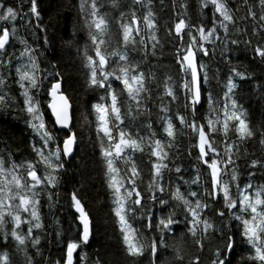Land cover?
<instances>
[{
    "label": "trees",
    "instance_id": "trees-1",
    "mask_svg": "<svg viewBox=\"0 0 264 264\" xmlns=\"http://www.w3.org/2000/svg\"><path fill=\"white\" fill-rule=\"evenodd\" d=\"M82 2L83 0H37L40 19H36L29 11L30 0H0V3H3L5 7L11 6L20 13L15 21L17 33L15 37H10V43L6 47L7 51L2 55L0 54V58L3 60V64L0 65V75L6 81V84L0 87V95L6 94V106H0V157L5 160L6 167L9 166V158L17 164H24L28 161L35 162L38 157L33 150V145L37 148L42 146L40 137L29 126L30 117L25 111L24 96L21 93L23 90L19 86L16 69L27 64L28 58L21 56L25 44L15 42L17 36L20 41L24 39L27 42L30 50L35 49L32 55L37 58V63L41 69L38 75L43 78V87L38 94L35 93V90L32 94L42 106L48 127H53L54 120L47 109L49 102L47 89L51 83L55 82L51 74L58 71L62 78L63 92L72 104L73 123L71 132L76 134L77 139L73 155L70 157L62 156L64 167L59 172L60 179L57 187L37 189L41 193L38 197L40 201L38 211L43 228L34 229L33 237H39L40 244L33 247L29 240L26 247L18 248L11 238L7 244L0 240V254L7 252L10 264H29V257L32 258L33 264H56L57 260L63 262L66 256L67 242L78 241L81 235L78 229H82L78 220L79 214L72 206L71 195L73 192L81 199L92 222V236L89 243L82 245L74 254L76 264H96L97 261L100 264H150V248L146 247L144 255L141 257L134 258L127 253L118 218L114 213V195L108 185L106 161L102 152V147L106 145L107 138L98 131L99 120L95 110V105L110 103V100L105 98L107 97L105 89L90 86V74L89 69L85 66L84 51L87 48L89 55L95 56V54L94 46L91 45L88 30L84 24V12L80 8ZM145 2L147 3L148 0ZM150 3L157 24L156 34L160 41L156 47V54L152 55V42L147 40V50L139 44L135 49L131 46L124 49L122 44L119 46L122 51L128 52L131 61L139 64L138 70L145 73L146 86L151 91V99L146 101L147 108L150 109V116L138 115L136 119L127 117L121 127L127 128L134 135L139 132L140 136L144 137H150L151 132H155V139L167 142L169 138L164 132L166 124L161 117L167 115L176 126L174 147L167 149L169 160L165 161L168 163V167L170 166L171 171L166 170L163 173V183L166 187L162 198L169 201L163 208L159 205L158 200L153 204L148 199L149 193L146 191L152 176L151 164L155 162V157L149 155L147 147L143 152L133 153V159L141 172V179L137 180V185L144 197L142 200L144 214L152 216V222L155 226L159 218L166 216L173 207L176 210V219L184 221L183 206L171 198V194L177 186L185 195L189 191H195L201 196H203L205 189L210 188L209 170L198 159V148L194 147L197 143V136L190 128L180 125L177 119L178 115H183L186 120L191 121L193 116L191 110L184 106L185 94L182 88L184 73L180 71L176 56V52L181 48V41L175 34V24L180 19H184L192 26L204 24L207 31L212 26L213 8L209 5L207 8L201 9V0H150ZM227 3L235 19V24L229 25L227 38L224 37L223 29L217 27L221 39L213 44L205 45L209 49L207 56L202 53L197 54L198 63L207 66L210 76L208 83L203 85L202 91L206 94L207 91L211 90L216 99L222 101L223 95L227 91L225 84L232 75L231 68L235 67L248 75L249 78L245 80L236 78L238 87L234 89L231 95L247 113L250 126L256 130L257 136L242 144L239 157L234 156L233 158L239 165L237 171L241 187L249 181L254 186L264 185V164L256 168L249 167L250 162L254 159L264 161V146L258 142L260 131H264V60L257 57L254 51L256 46L264 47V31L260 30L261 24L264 22L257 23L248 17V6L244 4V0H227ZM100 4L103 5L101 13H108L110 27L113 33H116L114 40L122 38L119 30L121 15L124 16L123 22L129 23L132 11H135L137 17L140 18L141 35H146L142 19L147 12L146 7L134 4L133 0H119L118 8L111 6L112 0H98V6ZM182 4H186L187 9L183 8ZM248 5L257 13L258 20L261 12L258 0H248ZM220 19L217 13V25ZM29 20L31 23H28ZM3 27L11 29L13 24L0 21V29ZM256 31H259V35L254 34ZM192 34L198 36L194 30ZM182 35L184 37L183 44L187 46L189 41L188 29H185ZM139 38L137 37V39ZM232 40H237L239 43L232 44ZM248 40H251V45L245 43ZM112 46L117 45L113 43ZM9 58L11 59L10 64ZM113 63L114 60L110 61L109 66L111 67ZM169 76L172 79L168 83L174 86L176 100L164 95L165 81L168 80ZM114 87L117 88V91H121L123 86L119 82H114ZM126 96V92L123 93L120 96V101L123 102ZM161 97H163L162 100ZM162 104L167 106V113L160 111ZM218 107H222V103ZM124 112L125 109L122 107V114ZM207 114L208 107L205 100L197 106L196 122L198 124L206 123ZM133 115L136 114L133 113ZM147 123H151V129L146 127ZM54 134L58 140H62L66 138L69 131L59 130L55 126ZM113 134L116 135L115 131ZM214 135V147L223 153L224 144L222 142L224 137L219 133ZM229 137L235 139V135L231 131ZM102 139H105V145H102ZM118 166L121 169L125 167L119 163ZM176 167L181 169L179 173L175 172ZM36 168L38 175L43 177L44 167L37 164ZM251 173L255 174L251 175ZM123 174L122 171L121 175ZM197 174H199L200 183H191ZM20 175L26 176L25 168L20 169ZM224 178L230 179V173ZM49 194L52 195L51 201L48 199ZM232 194L234 197L236 196L235 188H233ZM157 196L161 197V194L157 192ZM191 199L194 200L195 198ZM209 204L210 207L205 215L213 219L217 227H222V222H228L227 210L225 209L226 217L220 218L215 215L218 203L209 200ZM22 216H27V214H22ZM6 219L10 220V218ZM129 219L138 233L142 234V238H155L159 242V231L155 227L152 230L145 227L147 220L140 218L139 209ZM231 223L234 227L236 222L232 221ZM7 227L11 230L12 223L9 222ZM176 227L174 226V229ZM27 228V224H22L21 229L17 231L26 234ZM178 228L180 231L174 230L164 234V244L167 247H159L157 252L158 264H165L166 260H172L173 264H192L197 257L199 264H212L213 251L221 244L220 240L210 233L209 239L204 241V248L201 251L194 244L191 236L185 234L187 231L185 224L181 223ZM224 231L225 234L228 233L226 227ZM57 232H61L62 235L58 237ZM181 237H183V241H181ZM181 243L183 244L182 255L184 260L176 261L172 248ZM248 251L246 245L237 246L234 250L235 254L231 257L233 264H250L247 259H244ZM85 256V259H80Z\"/></svg>",
    "mask_w": 264,
    "mask_h": 264
},
{
    "label": "snow or ice",
    "instance_id": "snow-or-ice-1",
    "mask_svg": "<svg viewBox=\"0 0 264 264\" xmlns=\"http://www.w3.org/2000/svg\"><path fill=\"white\" fill-rule=\"evenodd\" d=\"M134 4L147 8L146 14L142 17L145 26L146 35H141L139 27L140 18L136 12L130 13V22L124 23V16L121 15L119 22V30L122 34L120 40H114L116 33H113L110 27L108 13H101L98 0H83L80 5L84 12V24L88 30V36L95 56L89 55L88 49L84 51L86 67L89 69L90 86L105 89L107 99L110 103L97 104L95 110L98 114L99 128L98 131L103 133V137L107 138L105 145L102 139L103 156L106 161V175L108 185L114 195V213L118 218L120 231L123 234V242L126 245V251L131 257H141L144 255L145 248H150V264H158L157 252L159 247H167L164 244V234L171 233L174 230L180 231L178 226L185 224L187 229L186 235H190L194 244L202 251L204 241L209 239V234L216 236L221 244L213 251L212 264H233L231 257L235 254L234 250L237 246L243 244L248 248V254L244 257L250 264H264V185L254 186L251 181L247 182L243 187L239 183V173L237 171L239 165L233 157H239L240 146L248 140L257 136L256 130L250 126L247 119V113L240 107L237 100L231 95L238 87L236 78L239 80L248 79L245 72L232 68V75L228 78L225 87L227 91L224 93L222 101H218L209 90L205 94L202 89L207 84L210 76L207 66L198 63L197 54L202 53L204 56L209 54V49L205 47L207 44H213L219 41L221 36L217 32V27L223 29L224 37L229 34V25L235 24V19L230 10L227 0H201V9L207 8L209 5L213 8L212 26L206 31V26L200 24L198 26L189 25L184 19H180L175 24V34L180 38L181 48L176 52L177 63L180 65V71L184 73L182 80V88L185 94V108L191 110L193 119L188 121L183 115H178L180 125L190 128L197 136V143L194 147L198 148V159L207 166L210 177V188L205 189L203 196L195 191H189L187 195L180 191L179 186L172 192V200L178 202L184 208V221L176 219L175 207L169 211L166 216L159 218L158 223L153 225L152 216L144 214V199L141 191L138 189L137 180L141 179V172L133 159V153L143 152L147 147L149 155L155 157V162L151 164L152 176L147 184L146 191L149 193L148 199L155 204L157 200L163 208L169 201L162 198L165 191L163 183L164 171H171L168 167L169 152L167 149L174 147L176 138V126L173 120L167 115L161 117L165 121L166 126L164 132L169 138L167 142L155 139V132H151L150 137L140 136L139 132L135 135L127 128H122L125 118L131 117L136 119L138 115L150 116V109L147 108L146 101L151 99L150 90L146 86V77L143 71H139V64L131 61L127 51H122L120 44L124 49L131 46L133 49L139 44L145 50L148 48L147 41L152 42V55L156 54V47L160 44L157 36V24L154 19V12L151 8L150 0H133ZM244 4L248 6V17L257 23L264 22V0H258L261 9L257 20V13L248 5V0H244ZM113 8L119 7V0H112ZM182 7L187 9L186 4ZM30 13L40 19V13L37 8V0H30ZM219 14L220 22L216 23V14ZM20 13L13 7H5L0 3V21H7L13 24V27H3L0 29V54L7 51L6 46L10 43V37H15L17 28L15 21ZM27 15V13H25ZM247 18V17H245ZM31 23V20L28 21ZM39 27V25H37ZM185 29H188L189 41L187 46L183 44V35ZM193 30L198 36L193 35ZM261 31H264V23L261 24ZM259 35V31L254 33ZM137 37H140L137 39ZM199 41V43H198ZM25 44V49L21 56L28 58V63L22 67H18L16 72L19 77V86L23 90L25 111L30 117L29 126L34 130L42 141V146L37 148L33 145L38 159L35 162L28 161L24 164H17L9 158V166H5V160L0 157V240L7 244L9 238L15 241L16 246L26 247L30 240L33 247L40 244L39 237H33L34 229H42L43 224L39 215V196L37 189L42 187L56 188L59 182V172L64 167L62 156L70 157L75 150L77 143L76 134L71 132L70 123V102L68 97L61 90L62 78L57 71L51 75L55 80L47 89L48 95L52 99L48 102L47 107L51 110L55 117L52 128H49L45 119L44 112L40 107V102L32 94L33 90L38 94L43 87V78L38 75L41 69L37 63V58L32 55L35 49H29L27 42L20 41ZM113 43L117 46L113 47ZM232 44H238L239 41L232 40ZM245 43L251 45V40ZM109 48L111 49L109 51ZM256 56L264 60V47L256 46L254 49ZM181 53H183L181 55ZM114 63L110 67V61ZM11 59L9 58V64ZM3 64L0 58V65ZM153 79H155L153 77ZM172 78L169 76L165 81L164 95L176 100L177 96L174 86L168 81ZM114 82L122 85V90L117 91ZM6 84L5 79L0 75V87ZM126 99L121 102L120 96L125 93ZM5 95H0V106H6ZM163 97H161V100ZM207 102L208 114L206 123L198 124L195 120L197 106L203 101ZM222 103V107H218ZM122 107L125 109L122 114ZM160 111L167 113L166 105H161ZM135 113L136 115H133ZM59 125L61 129H69L66 138L58 140L54 134V128ZM148 129L152 128L151 123H147ZM115 131L116 135L113 134ZM235 135V139H230L229 132ZM222 134L224 137V151L221 153L215 144V135ZM259 144L264 146V131L259 133ZM51 145V147H50ZM235 149V151H234ZM119 164L125 165L121 169ZM40 164L44 167L43 177L38 175L36 165ZM264 164V161L252 160L249 167L256 168ZM231 166V167H230ZM26 169V176L20 175V169ZM175 172L179 173L181 169L176 167ZM123 171V175H121ZM230 173V179H225ZM254 175V173H251ZM191 183L199 184V174L191 181ZM235 188L236 196L232 194ZM157 192L161 197L157 196ZM207 197V199H205ZM191 198H195L194 200ZM48 199L52 200L49 194ZM209 200L218 203L215 215L220 218L226 217L227 223H223L222 227H217L215 221L205 215L210 207ZM72 206L78 213L79 224L82 229H78L81 235L78 241H69L66 245V256L63 262L56 261V264H76L74 253L81 248L82 245L89 243L92 236V222L85 211L81 199L75 192L71 195ZM51 207V205H50ZM139 209L140 218L147 220L145 227L152 230L155 227L159 231V242L157 239L142 238V234L133 227L129 217L134 216ZM235 210V211H233ZM151 211V209H149ZM27 214V216H22ZM10 218V220L6 219ZM232 221H235L233 227ZM12 223L11 230L8 229V223ZM22 224H27V232L17 231L21 229ZM174 226H177L174 229ZM228 229L225 234L224 228ZM62 235L57 232V236ZM183 241V237L180 238ZM183 244L174 245L172 251L176 261H183L182 255ZM38 251V250H37ZM27 255V252L25 253ZM81 257L80 259H85ZM29 264H33L32 258L29 257ZM0 264H10L7 252L0 254ZM96 264H100L99 261ZM165 264H173L172 260H166ZM192 264H199L197 257Z\"/></svg>",
    "mask_w": 264,
    "mask_h": 264
},
{
    "label": "water",
    "instance_id": "water-1",
    "mask_svg": "<svg viewBox=\"0 0 264 264\" xmlns=\"http://www.w3.org/2000/svg\"><path fill=\"white\" fill-rule=\"evenodd\" d=\"M61 90H62V87H61ZM63 91V90H62ZM49 98H50V100L52 99V97L49 95ZM70 102V101H69ZM70 105H71V107H70V117H71V123H70V129H71V127H72V123H73V114H72V104H71V102H70ZM49 109V108H48ZM49 111H50V113H51V110L49 109ZM51 116L53 117V119L55 120V117L52 115V113H51ZM56 127L59 129V130H69V129H61L60 127H59V125H56ZM74 152V151H73Z\"/></svg>",
    "mask_w": 264,
    "mask_h": 264
},
{
    "label": "bare ground",
    "instance_id": "bare-ground-1",
    "mask_svg": "<svg viewBox=\"0 0 264 264\" xmlns=\"http://www.w3.org/2000/svg\"><path fill=\"white\" fill-rule=\"evenodd\" d=\"M231 7V6H230ZM235 12V11H234ZM241 16V15H240ZM114 24V23H113ZM237 24V23H236ZM247 24V23H246ZM241 29V28H240ZM260 29V28H259ZM33 36V35H32ZM31 36V37H32ZM29 38V37H28ZM33 38H34V36H33ZM24 40V39H23ZM35 41V40H34ZM30 43V42H29ZM260 44V43H259ZM28 47V46H27ZM15 48V47H14ZM12 52V51H11ZM2 55V54H1ZM9 56V55H8ZM14 56V55H13ZM16 56V55H15ZM210 56V55H209ZM225 56V55H224ZM25 58V57H24ZM216 60V59H215ZM16 61V60H15ZM13 65V64H12ZM235 65V64H234ZM10 67V66H9ZM81 67H83V66H81ZM51 69V68H50ZM232 69V68H231ZM44 70V69H43ZM15 71V70H14ZM8 72V71H7ZM10 72V71H9ZM49 72V71H48ZM11 73V72H10ZM45 73V72H44ZM52 73V72H51ZM182 77V76H181ZM8 78V77H7ZM176 80V79H175ZM49 82V81H48ZM176 82V81H175ZM13 83V82H12ZM8 84V83H7ZM13 85V84H12ZM7 86V85H6ZM46 86V85H45ZM63 87V86H62ZM4 92V91H3ZM10 92V91H9ZM151 92V91H150ZM21 93H22V91H21ZM3 94V93H2ZM18 94V93H17ZM9 95V94H8ZM23 97V96H22ZM106 98V97H105ZM12 99V98H11ZM13 103V102H12ZM24 103V102H23ZM15 104V103H14ZM93 106V105H92ZM46 112V111H45ZM96 126V125H95ZM64 131V130H63ZM96 135V134H95ZM98 135V134H97ZM30 136V135H29ZM36 136V135H35ZM29 139V138H28ZM38 139H39V137H38ZM31 140V139H30ZM105 140V139H104ZM33 142V141H32ZM31 142V143H32ZM35 142V141H34ZM41 142V141H40ZM37 143V142H36ZM39 144V143H38ZM41 144V143H40ZM223 144V143H222ZM77 145V144H76ZM103 148V147H102ZM99 149H101V148H99ZM101 153V152H100ZM26 158V157H25ZM145 158V157H144ZM30 160V159H29ZM170 167V166H169ZM255 174V173H254ZM149 252V251H148ZM50 256V255H49ZM27 258V257H26Z\"/></svg>",
    "mask_w": 264,
    "mask_h": 264
},
{
    "label": "rangeland",
    "instance_id": "rangeland-1",
    "mask_svg": "<svg viewBox=\"0 0 264 264\" xmlns=\"http://www.w3.org/2000/svg\"><path fill=\"white\" fill-rule=\"evenodd\" d=\"M14 41L17 42V43H20V40L18 39V36L16 37V39H15ZM23 57H25V56H23ZM40 107H41V109H42L41 104H40Z\"/></svg>",
    "mask_w": 264,
    "mask_h": 264
}]
</instances>
